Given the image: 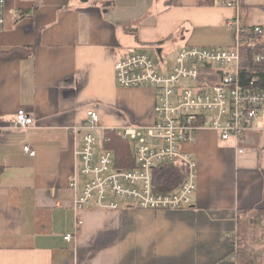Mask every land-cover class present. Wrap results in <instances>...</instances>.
Masks as SVG:
<instances>
[{"label": "crops", "instance_id": "0c3cea01", "mask_svg": "<svg viewBox=\"0 0 264 264\" xmlns=\"http://www.w3.org/2000/svg\"><path fill=\"white\" fill-rule=\"evenodd\" d=\"M4 1L0 54L31 53L0 61V264H264V110L239 146L209 128L182 146L196 162L189 208L76 212L69 186L72 130L90 112L101 134L155 121L153 90L116 85L119 58L152 51L169 70L181 48L232 47L264 32V0ZM19 110L33 123L14 130Z\"/></svg>", "mask_w": 264, "mask_h": 264}, {"label": "built area", "instance_id": "2783aa9c", "mask_svg": "<svg viewBox=\"0 0 264 264\" xmlns=\"http://www.w3.org/2000/svg\"><path fill=\"white\" fill-rule=\"evenodd\" d=\"M220 4L232 6L223 1ZM4 7L5 1L0 0V31L4 28ZM227 26L239 33L235 23L228 22ZM250 32L264 36L260 27ZM239 49L238 42L224 49L184 47L176 53L169 70L142 52L119 58L114 64L116 85L153 90L155 121L146 128L114 130L117 137L131 143L133 168L116 165L113 152L104 147L105 130L99 141L96 112H90L84 122L72 130L80 138L76 177L69 184L71 189L79 190L73 210L133 207L179 211L189 208L196 189V162L182 151V146L193 143L196 133L205 128L217 132L222 142L239 146L247 133L257 129L255 122L259 112L264 110V91L252 88L256 79L246 87L240 83ZM263 60V56L256 57V62ZM203 68L219 72L220 81L213 84L207 77L201 79ZM32 123L33 118L19 110L12 129H26ZM23 150L35 156L29 146H24ZM164 167L174 168L176 172V185L171 189H165L156 177V172ZM64 240L69 243L72 236L68 234Z\"/></svg>", "mask_w": 264, "mask_h": 264}, {"label": "trees", "instance_id": "16d2710c", "mask_svg": "<svg viewBox=\"0 0 264 264\" xmlns=\"http://www.w3.org/2000/svg\"><path fill=\"white\" fill-rule=\"evenodd\" d=\"M260 35L249 32H241L240 40V83L244 87L248 86L252 79H256L253 89L264 91V60L256 62L257 56L264 57V43L259 42ZM30 51L14 49L0 54V61L22 60L30 56ZM200 78H208L215 84L220 81V73L210 69H201ZM212 75V77H210ZM104 147L114 154L116 165L119 168H133L134 160L131 150V143L117 137L114 130L105 131ZM176 172L174 168L164 167L156 172V177L166 188L171 189L176 185Z\"/></svg>", "mask_w": 264, "mask_h": 264}, {"label": "rangeland", "instance_id": "374dc122", "mask_svg": "<svg viewBox=\"0 0 264 264\" xmlns=\"http://www.w3.org/2000/svg\"><path fill=\"white\" fill-rule=\"evenodd\" d=\"M154 60H156V59H158V58H156V56L154 55V53L152 52V51H148L147 52ZM165 55V57H164V61H165V63H170V60H171V57H172V55H171V53H169V54H164ZM96 136L98 137V139H99V141H100V139H101V133L100 132H96Z\"/></svg>", "mask_w": 264, "mask_h": 264}]
</instances>
